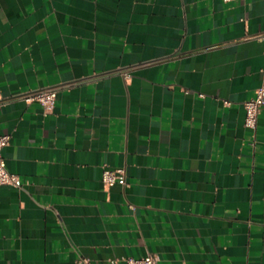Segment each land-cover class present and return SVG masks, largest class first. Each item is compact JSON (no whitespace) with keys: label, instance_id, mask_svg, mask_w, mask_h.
Masks as SVG:
<instances>
[{"label":"crops","instance_id":"obj_1","mask_svg":"<svg viewBox=\"0 0 264 264\" xmlns=\"http://www.w3.org/2000/svg\"><path fill=\"white\" fill-rule=\"evenodd\" d=\"M264 0H0V264H264ZM57 87L45 111L23 92ZM104 166L126 184L104 185Z\"/></svg>","mask_w":264,"mask_h":264},{"label":"built area","instance_id":"obj_2","mask_svg":"<svg viewBox=\"0 0 264 264\" xmlns=\"http://www.w3.org/2000/svg\"><path fill=\"white\" fill-rule=\"evenodd\" d=\"M229 1V0H224ZM254 37L264 38V32L253 35ZM57 87L48 86L21 93L18 98L24 101H37L41 104L45 111H49L56 99ZM264 105V79L261 84L255 88L253 96L243 101L244 106V125L255 129L257 124V117L261 106ZM9 135H0V187L3 185H10L13 187L21 186V179L15 172L8 170L5 159L2 155V148L8 143ZM101 181L106 185L113 184L115 182L125 185L126 174L123 167L110 168L104 166L101 174ZM118 260L113 259L111 262L116 264ZM123 264H156L157 256L154 253H147L141 257L126 256L121 258ZM80 264H92L88 259L81 258Z\"/></svg>","mask_w":264,"mask_h":264}]
</instances>
